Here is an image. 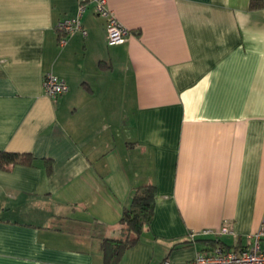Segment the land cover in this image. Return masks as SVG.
<instances>
[{"label":"crops","instance_id":"obj_1","mask_svg":"<svg viewBox=\"0 0 264 264\" xmlns=\"http://www.w3.org/2000/svg\"><path fill=\"white\" fill-rule=\"evenodd\" d=\"M84 1L87 35L60 46L79 0H0V150L35 157L0 170V264H103L146 183L153 220L119 264L247 246L264 218V0H107L130 32L113 45ZM47 73L68 91L47 96Z\"/></svg>","mask_w":264,"mask_h":264},{"label":"built area","instance_id":"obj_2","mask_svg":"<svg viewBox=\"0 0 264 264\" xmlns=\"http://www.w3.org/2000/svg\"><path fill=\"white\" fill-rule=\"evenodd\" d=\"M94 12L97 16L105 20L106 41L109 45L123 43L129 35V30L123 26L109 8L107 0H93ZM86 10L84 0H79L77 15L64 18L57 22L56 31L58 33V44L64 46L70 35L80 32L83 36L87 35L86 29L81 23V16ZM43 90L47 96L56 99L68 91L67 82L52 73L45 74L43 78ZM211 230H205L207 234ZM228 227L220 228L218 234H230ZM193 234H191V237ZM248 245L232 250L222 249L215 245L207 252L197 254L193 259L185 262H173L164 260L162 264H264V218L257 231L248 235Z\"/></svg>","mask_w":264,"mask_h":264},{"label":"trees","instance_id":"obj_3","mask_svg":"<svg viewBox=\"0 0 264 264\" xmlns=\"http://www.w3.org/2000/svg\"><path fill=\"white\" fill-rule=\"evenodd\" d=\"M251 6H255L254 0ZM35 157L30 152L0 150V170L7 171L15 165H34ZM156 189L151 183L140 184L133 190L130 203L123 208L120 218L121 236L102 240L103 264H119L124 253L140 239L143 230L150 226L156 203ZM211 243V248L220 244ZM210 248V249H211Z\"/></svg>","mask_w":264,"mask_h":264}]
</instances>
